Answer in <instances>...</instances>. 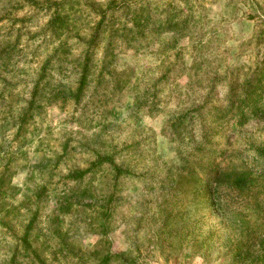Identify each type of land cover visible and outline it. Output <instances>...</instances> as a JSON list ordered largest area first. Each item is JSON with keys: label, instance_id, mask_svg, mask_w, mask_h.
<instances>
[{"label": "rangeland", "instance_id": "obj_1", "mask_svg": "<svg viewBox=\"0 0 264 264\" xmlns=\"http://www.w3.org/2000/svg\"><path fill=\"white\" fill-rule=\"evenodd\" d=\"M0 264H264V0H0Z\"/></svg>", "mask_w": 264, "mask_h": 264}, {"label": "trees", "instance_id": "obj_2", "mask_svg": "<svg viewBox=\"0 0 264 264\" xmlns=\"http://www.w3.org/2000/svg\"><path fill=\"white\" fill-rule=\"evenodd\" d=\"M98 27H99V28H101V27H102V23H101V22L99 23Z\"/></svg>", "mask_w": 264, "mask_h": 264}]
</instances>
